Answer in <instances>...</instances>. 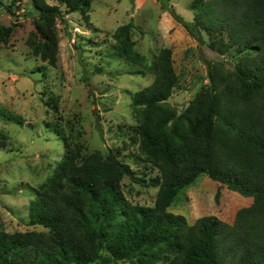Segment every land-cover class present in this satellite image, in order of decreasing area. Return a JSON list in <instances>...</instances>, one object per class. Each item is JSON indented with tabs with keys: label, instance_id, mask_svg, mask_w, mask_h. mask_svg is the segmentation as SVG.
<instances>
[{
	"label": "trees",
	"instance_id": "obj_1",
	"mask_svg": "<svg viewBox=\"0 0 264 264\" xmlns=\"http://www.w3.org/2000/svg\"><path fill=\"white\" fill-rule=\"evenodd\" d=\"M28 1L38 17L27 47L56 68L61 7L88 19L95 0ZM191 9L193 22L174 11L176 20L201 44L206 33L219 60L207 62L209 82L182 112L169 102L179 82L172 50L162 49L148 65L135 49L133 23L114 34L115 55L155 76V84L131 101L140 158L160 175L141 179L116 153L85 156L83 146L56 127L65 154L37 191L29 221L45 231L9 233L0 223V264H264V0H195ZM17 26L1 30L0 42L6 45ZM201 175L253 204L233 225L215 216L190 224L169 212ZM125 178L158 188L154 206L128 200Z\"/></svg>",
	"mask_w": 264,
	"mask_h": 264
},
{
	"label": "rangeland",
	"instance_id": "obj_2",
	"mask_svg": "<svg viewBox=\"0 0 264 264\" xmlns=\"http://www.w3.org/2000/svg\"><path fill=\"white\" fill-rule=\"evenodd\" d=\"M194 1L95 0L88 19L81 13L67 14L61 7L65 20L57 21L59 61L53 68L35 57L26 44L35 31L37 10L28 0H2L0 31L18 25L6 45L0 42V223L7 232L45 231L29 221L37 191L65 154L56 127L68 142L82 145L85 156L99 153L106 158L110 152L116 153L137 177L149 181L160 175L140 158L135 134L138 118L131 101L155 84V76L115 55L114 34L120 26L133 23L135 49L148 65L162 49L172 50L179 82L169 102L182 112L208 84L207 62L219 60L208 47L206 33L205 44H201L176 20L174 11L186 21H194ZM123 190L133 204L148 207L154 206L158 192V188L143 187L130 178L123 181ZM253 201L201 175L168 211L185 216L190 224L215 216L233 225L237 213Z\"/></svg>",
	"mask_w": 264,
	"mask_h": 264
}]
</instances>
